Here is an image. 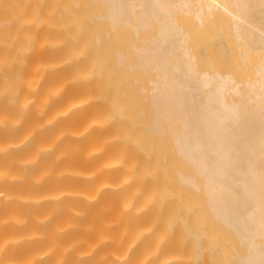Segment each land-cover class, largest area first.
I'll list each match as a JSON object with an SVG mask.
<instances>
[{
  "label": "bare ground",
  "instance_id": "1",
  "mask_svg": "<svg viewBox=\"0 0 264 264\" xmlns=\"http://www.w3.org/2000/svg\"><path fill=\"white\" fill-rule=\"evenodd\" d=\"M9 1L0 264H264V0Z\"/></svg>",
  "mask_w": 264,
  "mask_h": 264
},
{
  "label": "rangeland",
  "instance_id": "2",
  "mask_svg": "<svg viewBox=\"0 0 264 264\" xmlns=\"http://www.w3.org/2000/svg\"><path fill=\"white\" fill-rule=\"evenodd\" d=\"M2 1H3V2H2ZM11 1H12V0H11ZM17 1H18V0H17ZM17 1H16V2H17ZM7 2H8V3H7ZM20 2H22V1H19V3H20ZM0 3H1V4H0V8H1V11H2V9H3V10H4V9L6 10V8L8 7V5L10 4V1H9V0H7V1H6V0H1ZM6 3L8 4L7 7H6V5L4 6V4H6ZM19 3H18L17 5L19 6L18 8H19V10H20V9H21V8H20L21 6L19 5ZM1 5H2V6H1ZM21 5H22V3H21ZM3 7H4V8H3ZM5 10H4V12H5ZM2 12H3V11H2ZM20 13H21V10L19 11V14H20ZM19 14H18V15H19ZM4 15H5V14H4ZM20 15H21V14H20ZM26 17H27V18H25V17L23 18V22H24V24H25V23H30V21H28V20H30V19H28L29 16H26ZM25 21H26V22H25ZM29 25H30V24L22 25V26H24V27L27 26V27L25 28V31H27V29L29 28V29H28L29 31H27V33L30 32V30H31ZM27 68H28V67H27ZM28 69L30 70L31 67L28 68ZM29 70L26 69V73H27V72H30V73H31L32 70H31V71H29Z\"/></svg>",
  "mask_w": 264,
  "mask_h": 264
}]
</instances>
